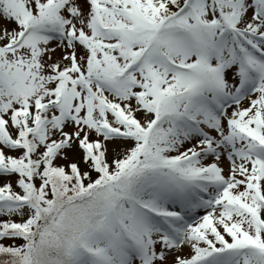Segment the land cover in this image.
<instances>
[{
    "label": "snow or ice",
    "instance_id": "6c2138e0",
    "mask_svg": "<svg viewBox=\"0 0 264 264\" xmlns=\"http://www.w3.org/2000/svg\"><path fill=\"white\" fill-rule=\"evenodd\" d=\"M3 217L0 264H264V0H0Z\"/></svg>",
    "mask_w": 264,
    "mask_h": 264
},
{
    "label": "rangeland",
    "instance_id": "374dc122",
    "mask_svg": "<svg viewBox=\"0 0 264 264\" xmlns=\"http://www.w3.org/2000/svg\"><path fill=\"white\" fill-rule=\"evenodd\" d=\"M85 10H86V9H85ZM9 27H14V25H9ZM59 56H60V52H59V50H58L57 53L54 55L53 59H58ZM243 105L246 107V106L248 105V101L245 100V101L243 102ZM127 146H130V145H124V146H122V147H127ZM11 154H12V155H18V153H11ZM213 159H214L213 157H209V158L205 161V163H210V162H212ZM220 166L224 169V175L227 176V175L229 174V162H228L227 160H223V159H222L221 162H220ZM203 214H204V210L201 209V211L198 212V215H199V216H202ZM0 219H7V217H3V218H0ZM13 219L19 220V217H13ZM194 220H195V219H193V221H194ZM190 222H192V221H190ZM4 242H6V243H11L10 241H4ZM187 253H188V249L185 247V248H183L179 253H174V254L186 255ZM171 259H172V255L169 256V260H171Z\"/></svg>",
    "mask_w": 264,
    "mask_h": 264
},
{
    "label": "trees",
    "instance_id": "16d2710c",
    "mask_svg": "<svg viewBox=\"0 0 264 264\" xmlns=\"http://www.w3.org/2000/svg\"><path fill=\"white\" fill-rule=\"evenodd\" d=\"M17 243H22V241H17Z\"/></svg>",
    "mask_w": 264,
    "mask_h": 264
}]
</instances>
